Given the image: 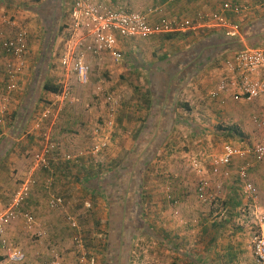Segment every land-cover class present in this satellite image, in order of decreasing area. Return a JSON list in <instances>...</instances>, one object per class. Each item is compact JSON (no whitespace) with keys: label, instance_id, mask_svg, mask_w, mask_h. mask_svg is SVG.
<instances>
[{"label":"rangeland","instance_id":"1","mask_svg":"<svg viewBox=\"0 0 264 264\" xmlns=\"http://www.w3.org/2000/svg\"><path fill=\"white\" fill-rule=\"evenodd\" d=\"M43 1L19 0L20 4L16 5L13 9L21 10V12L28 11L30 7L31 9L38 7ZM127 8L130 9L129 7ZM27 22H24V26L26 25L29 31L28 67H26L23 75L20 77L17 90L14 92H9L8 90L3 66L5 59L2 53L0 54V59L2 60L0 63V108H5L4 117L0 119V135H2L0 144H10L13 139L19 138L12 151L8 152L6 156V153L3 155L5 158H3L0 169V193H2L0 197V214L7 209L13 194L26 177L30 169L31 154L38 148L37 141H33V139L38 138L32 132L31 123L35 115L42 108V102L48 96V92L43 90V86L46 82L57 85L59 79L57 57L63 45L60 44L57 50L54 47L56 51L54 50L53 52V60H49V66H47L46 60L49 51L43 41V29L40 28V20L35 16H30ZM21 24L23 25V23ZM163 39H161V43L165 42V39ZM171 41L173 42V40ZM171 41L165 42L169 44L166 49L170 52L176 48L175 45H172ZM130 42H133V40ZM177 56V53H173L169 58L171 62L165 61L149 67L146 83L140 81V77L135 72L130 71L128 78L122 80L120 78L122 70L114 69L112 73L110 69H107L105 70L106 72H100V75L96 74L97 77L92 82V85L81 91L90 93L95 89L98 82H102L103 89L106 92L113 93L117 98L119 102L117 112L121 107H124L128 111L132 110L133 112L136 110L142 118H147L145 116L147 112L138 110L136 99L142 93L145 86V89L147 88L152 91V109L149 111L150 114L145 123V128L142 130V125L140 133L136 137H134L135 132L132 134L123 130L120 132V126H117L116 130H112L114 127L105 129V121L107 122L110 118V107L101 98L94 97L93 100L89 97L87 99V104H85L89 106L87 109L94 108V129L103 128L106 134L110 135L108 148L94 158V181L97 180V173H99L100 178L109 177L107 176L109 167L114 162L122 163L127 161L126 159L131 154L130 157H134V160L137 156H142V153L144 154L145 151L151 149L150 145L158 134L159 129V124H156L160 113L159 100L164 96V93H169L167 97L171 101L172 96L176 92L175 86L169 85L168 73H175L177 71L175 68V64L178 62ZM164 66H167V68L165 69ZM187 71L190 70L187 69ZM206 81H208V78ZM209 81L213 82L214 79L210 78ZM209 81L202 84L198 89L196 88V91L199 93L197 95L195 93V96L202 95L200 100L187 102L185 99H182L180 102L183 105L191 103L199 117H187L184 113L182 114V118L177 116L178 124L176 123L177 127L181 124H186L187 126L189 124L191 126V121H198L200 125H204L206 122V129L208 130L205 133L203 131L202 133L195 131L194 134L198 136L195 142L192 141V134L187 135L190 130L185 128L186 125H183L180 129L178 128L175 132L173 131V146L168 144L166 147H160L143 176L140 199L134 198L136 191L133 188V192L131 193L133 195L125 202L124 196L117 194V186L121 178H111L106 184L108 195L105 194L104 190L103 195L94 196L96 201H92L93 212H87L84 208L87 199L91 203L90 196L86 195H84L86 197H84L82 202H77L75 213L68 212L69 214H76V217L80 219L81 235L85 242H94V251L90 250L93 252L94 264H186L187 255L185 253H194L191 243L193 237L197 235V231H200V227L193 224L194 227L192 228L191 225L193 220L201 223L203 218L207 219L210 211V208H208L209 203L201 202L198 195L194 192L198 188L199 179L203 176L201 173L202 176L200 177L198 172L203 171L207 175L210 169L205 166L207 165L206 162L210 163L213 158L219 156L225 145L243 143L242 145H245L243 147L250 150L252 149V145L259 141L262 134V129L255 127L253 114L255 116L256 112L263 108L264 101L255 105H239L242 109L245 108L244 110L250 112L248 122L247 120L236 119V116H233V114L217 116L214 122L206 120L203 116L204 111L208 108L214 110L216 107L207 101L206 92L213 86V83H209ZM208 84L211 85V88L207 86ZM41 96L43 99H41ZM235 108L231 107L230 109L234 110ZM168 111L172 113V107L166 110V112ZM214 112L217 113V110H214ZM30 113L32 115L27 124L28 128L20 135L18 125L22 123V128L25 127L27 116ZM20 114L21 118L18 116ZM169 117V115L166 117L167 125L171 123ZM131 126L134 127V125ZM137 127L135 126V129ZM14 128L18 129L14 131L15 136L12 135ZM31 137L34 138L29 140ZM5 150L3 149V151ZM262 164H264V161ZM129 166L130 163L126 165V168ZM122 172L123 174L120 173V175H122L124 183H127V177H129L128 175L126 176L127 171ZM184 183L186 185L183 188L187 187L188 192H185L186 194L177 192L178 184ZM77 186L81 187L80 192L84 191L83 183ZM255 203L263 207L262 212L258 213L255 210L249 215L247 213L246 218L242 217L244 219L249 218L250 227L246 228V230L248 233V246L251 251L252 238L260 229V223L264 222V195L260 194ZM125 204L129 224L125 226L123 224L122 226V209ZM247 209L249 210V208ZM92 224H94V227L90 226ZM121 228H124L125 235L123 238L119 236ZM66 230V243L47 245L46 241H44L42 244H45L48 248L49 255L51 249L59 246L62 249L64 264H81V252L72 241L69 227ZM193 230L195 231L194 235L192 234ZM27 238L31 243H35L39 239V237L31 234L27 235ZM162 240H165V243ZM90 244L88 242L87 247H90ZM194 248L196 249V247ZM26 255L30 262L52 261L51 257L40 261L36 256L33 258V254H29L27 251Z\"/></svg>","mask_w":264,"mask_h":264},{"label":"crops","instance_id":"2","mask_svg":"<svg viewBox=\"0 0 264 264\" xmlns=\"http://www.w3.org/2000/svg\"><path fill=\"white\" fill-rule=\"evenodd\" d=\"M60 1L62 5L59 12V26L57 27L55 34L50 41L51 51L50 49H47L49 51L47 59L49 57L51 61L54 57V47H56L57 50V47H59L60 44L63 45L64 43L65 25L69 20V0ZM113 1L117 4H122L126 7H129L133 11L149 14L151 24H157L161 18L192 23L195 21L199 13L211 15L213 13L219 12L225 3H232L244 7V10L241 14L236 16L228 15L234 23L240 26V34L236 38L228 36L226 31L220 28H200L197 30L180 31L176 33H181L185 35V37L172 39L173 42L170 40L172 45L176 46L174 50H171L172 52L166 49L169 44L165 42H170L167 41V34H157L150 38H135L132 39L133 42H130L132 40H124L121 43V48L124 53V61L119 70H122V76H120L122 80L127 79L128 75L130 74L129 72L132 71L135 72L138 77H140V81L146 83L147 71L149 67L152 65H157L158 63L161 64V62H163V58L167 59L166 62H171L169 59L171 55L173 53L178 54V62L175 64L177 71L175 73H168L169 85L172 84V86H175L177 93L173 95L171 101H169V98L167 97L169 93H164V96L159 100L160 113L156 120V124H161V127L163 122L166 123V117L168 115L172 116L169 133V136H171H168L169 138L165 139L164 144L162 145L164 147H166L168 144L173 146V131L175 132V130H178V128L180 129V127L186 125L181 124L180 126L176 127V123L178 124L177 116L182 118V114L185 113L187 117H199L191 103H189L190 105L188 103L186 104L189 106V110H187L180 102L182 99H185L187 102L200 100L202 95L195 96V93L196 95L199 93L196 91V88L198 89L202 84L207 83L210 78L214 79L213 82H211L212 80L209 81V83H213V86L211 88L210 84L207 85L211 89H208L206 92V97L208 103L217 107L214 109L217 110V113H215L213 109L208 108L204 111L203 115L206 120H212V122H214V119L217 116H227L233 114V116H236V119L247 120V122L249 121L250 112L248 110H244L245 108L242 109L240 106L260 104V102L264 101V98L258 102L249 104L245 102H234L231 98L212 101L208 98V94L210 90H212L219 82L224 70L223 63L225 59L237 52L236 50L239 49L238 47H264V0H175L171 2L169 0ZM19 4V0H0V18L6 16L15 19L20 25L23 23L22 26H24V22L28 23L27 21L29 20L30 16H35L38 18V14L33 11L38 7H33L32 9L30 7L28 11L23 10L24 12L13 9ZM156 8H159L161 12L158 14H153L152 11ZM39 20L41 25L40 28L43 29L44 34L45 27L42 26L41 19ZM24 27L27 28L26 25ZM12 34L13 30L6 26L0 25V54L2 53L5 59L3 64L4 68L7 62V56L2 51V43L6 37H10ZM163 38L165 39V42L161 43V39ZM233 45L234 48L232 49ZM1 61L2 60L0 59V63ZM46 65L49 66V62ZM166 68L167 66L165 69ZM162 69L164 68L162 67ZM187 69L190 71H187ZM113 70L114 69H111L112 73ZM207 78L208 81H206ZM145 87L143 88L142 93H140L136 99V107L140 111L142 110L147 112V115L145 116L148 118L150 114L149 111L152 109L153 100L151 96H149L150 90L147 88L145 89ZM83 90L85 89L78 88L75 103L71 106H67L60 114L57 125L54 129V133L59 141L61 150L64 152L76 151L78 150L77 148L81 149L89 145L94 137V108L90 107L91 109H87L89 106L85 104H87L86 101L89 97L94 100V97L96 96L93 94L94 91L90 93L81 92ZM41 99H43L42 96ZM79 101L81 104H79ZM148 102L151 103L150 107L147 105ZM171 107L172 113L169 111V113L166 112V110ZM231 107L236 108L231 110ZM260 111L261 110L259 109L255 116L253 114L254 124L257 129L259 128V124L257 123L256 119ZM139 114L136 112V110L132 112V110L128 111L125 110L124 107H121L114 115V125L112 126V128H114L112 130H116V127L120 126V132L121 130L128 132L129 134L135 132L134 137H136L140 133L141 126L143 125V130L146 126L145 123L147 122V118H142L139 116ZM31 115V113L28 115L29 117H27L25 127L22 128V123L18 125L20 128V135L28 128L27 124L29 123V118H31ZM18 116L21 118V114ZM131 125H134V127ZM135 126L138 127L135 129ZM185 128L191 131H189L187 135L192 134V141L194 142L198 139V136L194 134L195 131L197 133H202V131L205 133L208 130L206 129V122L204 125H200L198 121H191V126L188 124V126L186 125ZM15 129L16 128L12 130L13 136H15ZM1 136L2 135H0V138ZM33 138L31 137L29 140H32ZM18 139L19 138H16L15 140L13 139L10 144H0V169L3 158H5L8 152L12 151ZM34 140L38 143V139H33V141ZM238 144L239 143H230L225 145L222 148L223 150L219 156L223 154L226 146H232L235 149L242 151L244 153L243 156L235 157L229 166L219 167V171L217 173L214 172V158L210 163L206 162L207 165L205 166L210 169L206 175L210 181V201L208 202V208H210V211L208 218H203L201 223L195 222V220H193L191 227L193 228L194 225H198V227H200V231H197V235H195L192 239L191 244L193 245L194 253H185V255H187L186 264H257L254 255L248 246L249 241L247 239L248 233L246 228L250 227L249 218H244H246L247 213L249 215L255 210L258 213H261L263 207H260V205L255 203L256 201L247 199V196L244 193V186L239 178V170L242 166H247L249 180L258 188L259 193L264 195V164H262L263 162L256 161L252 153L256 143L252 145V149L250 150L246 147L244 148L243 146L245 145H242L243 143H240L239 145ZM3 149L6 150L3 151ZM4 154L5 156H3ZM200 165L202 166L201 163ZM198 174L200 177L202 176L200 171ZM38 176L40 178L39 183L32 189L23 206V211L31 213L36 218L37 224L32 230L27 229L23 219H19L18 221L10 224L7 227L6 233L4 235V240L7 242L8 248H4L0 244V258L2 259V257H5L6 253L8 252L7 250H21L25 253L27 251V253L33 254L32 257L34 258L36 256L40 261H44L49 257L53 259L55 255H59L62 263L64 264L62 249H60L59 246H57L58 249H51V253L49 255L48 248L42 243H44V241H46L45 243L47 245H61L62 242L66 243L65 232H67L66 229L69 227L66 215L69 214V211L75 213L77 202H82L84 197L90 196L91 198V203L88 201V199L86 201L87 203H85L84 208L86 211H94L92 201H96V199H93V197L100 194L99 191L96 192L94 190V161L91 162L85 159L77 167L71 166L70 164L58 166L55 182L53 185V191L66 200L67 205L65 211H52L49 209V193L44 185L46 175L39 172ZM80 183L84 184L83 192L85 194L82 191L80 192L81 187L79 188L77 186ZM185 185L186 183L178 184L177 192L183 194L185 192L187 193V187H185V189L183 188ZM194 192L197 195L196 189ZM1 194L2 193H0V197ZM97 200H99V198H97ZM89 205L90 208L88 207ZM214 208L216 209L214 210ZM247 208H249L250 211ZM74 216L77 215L75 214ZM79 220L80 219H78V221ZM90 226L94 227V224ZM69 229L72 235V241L74 243V237L76 236L77 232L71 230L70 227ZM194 232L195 231L193 230V235ZM29 234L35 235L39 237V239L36 240L35 243H31L27 238V235ZM83 242L87 258L89 260H95L94 257H92L93 252L90 251H94V242H85L84 239ZM88 242L91 243L90 247H87ZM77 247L81 252V263V258L84 254L83 248H80L79 246ZM194 247H196V249Z\"/></svg>","mask_w":264,"mask_h":264},{"label":"built area","instance_id":"3","mask_svg":"<svg viewBox=\"0 0 264 264\" xmlns=\"http://www.w3.org/2000/svg\"><path fill=\"white\" fill-rule=\"evenodd\" d=\"M243 10L244 7L240 5L225 3L219 12L211 15L199 13L192 23L161 18L157 24H151L149 14L130 10L113 0H69V20L65 25V40L57 57L59 71L57 85L60 89L56 93H48L45 101L42 102V108L33 118L32 132L38 138V148L31 154L30 169L26 177L13 194L7 209L0 214V244L8 248L4 240L6 229L19 219L25 221L28 230L35 228L36 218L31 213L24 212L23 206L32 189L39 183V172L46 175L44 185L49 193V209L65 211L66 200L53 191L58 166L70 164L77 167L85 159L93 162L95 157L108 148L110 135L106 134L105 129L114 125V115L119 103L113 93L103 89L102 82H98L93 94L110 107V118L105 121V129H94V137L89 145L76 151L64 152L61 150L54 129L60 114L67 106L75 103L78 88L90 87L100 72L121 67L124 61L121 43L124 40L150 38L157 34L200 28L224 29L228 36L236 38L241 29L229 16L239 15ZM160 12L159 8L152 11L153 14ZM0 25L13 30V34L3 41L2 51L7 56L4 68L7 87L9 92H14L27 67L29 33L18 21L6 16L0 18ZM223 69L219 82L208 94L210 100L231 98L234 102L251 104L264 98V47H248L235 52L225 59ZM4 114L5 108L2 107L0 119ZM256 121L262 129V134L252 153L256 161L263 162L264 106ZM243 154L232 146H226L223 154L214 158V172L217 173L219 167L229 166L235 157H242ZM200 173L203 176L198 183L197 195L201 202L208 203L210 181L203 171ZM239 178L247 199L257 201L260 193L249 180L247 166L240 168ZM88 207L90 208V205ZM67 220L71 230L77 232L74 243L83 248L81 264H94L95 260H89L85 254L78 218L67 214ZM251 249L257 264H264V222L260 223V229L252 238ZM7 251L5 257L0 258V264H63L59 255H55L51 262H30L24 251Z\"/></svg>","mask_w":264,"mask_h":264},{"label":"trees","instance_id":"4","mask_svg":"<svg viewBox=\"0 0 264 264\" xmlns=\"http://www.w3.org/2000/svg\"><path fill=\"white\" fill-rule=\"evenodd\" d=\"M183 38L185 37V35L181 34V33H170L166 35V38L168 40H172V39H176V38ZM226 39V38H224ZM46 46L48 47V49H50L51 51V47H50V43H46ZM234 48V45L232 46V49ZM239 49H237L236 51H240L245 49L246 47L243 46L242 48L238 47ZM49 57L46 61V64L49 62ZM163 62L167 61L166 58L162 59ZM162 68V67H160ZM60 89V87L58 85H54L52 83L46 82L43 86V90L45 92L48 93H56L58 92ZM177 93V90L174 94ZM149 96H152V91H149ZM173 97V96H172ZM148 107H150L151 103L148 102L147 103ZM153 106V103H152ZM184 108H186L187 110H189V106L184 104L183 105ZM29 117V116H27ZM172 120V116L169 117ZM27 120V119H26ZM167 121V120H166ZM161 125V124H160ZM159 125V129H158V134L156 135L155 139L152 141V144L150 145L151 149L147 150L144 152V154L142 153V156H135L136 158L133 160L134 157H130L131 155H129V157L126 159L127 161H124L122 163L120 162H114V164L112 166L109 167V171H108V175L109 177H105V178H100L99 173H97V180L94 181V190L96 192H100L99 195H103V191L105 190V194H107L108 192V188L106 186L107 182L109 179L113 178V179H120V183L117 186V194H122L124 196L125 202L126 200H129L130 197L133 195H131V193L133 192V188L135 189L136 193L134 194V198L135 199H140V196L142 195V187H143V176L146 173V171L148 170L151 161L155 158L158 150L160 149V147H162V145L164 144V141L166 138H168L169 133H170V124H166L165 122H163L162 126L160 127ZM128 163H130V166L128 168L123 167V164L127 165ZM135 166V167H134ZM131 168V169H130ZM131 170L132 173L130 172ZM122 171H127L126 172V176L128 175L129 177L128 180L126 181L127 183H124L123 181V177L121 174H123ZM104 186V187H103ZM127 186V187H126ZM131 191V192H130ZM138 194V195H137ZM104 195V196H106ZM137 195V196H136ZM98 196V195H97ZM95 198V197H94ZM122 214H123V220H122V226L124 224V226L126 224H129V222L127 221V209H126V204L124 205V208L122 209ZM128 226V225H127ZM124 230V228H121L120 232H119V236L122 237V231ZM125 234H123L124 236ZM163 243H165V240H162Z\"/></svg>","mask_w":264,"mask_h":264},{"label":"flooded vegetation","instance_id":"5","mask_svg":"<svg viewBox=\"0 0 264 264\" xmlns=\"http://www.w3.org/2000/svg\"><path fill=\"white\" fill-rule=\"evenodd\" d=\"M61 5L62 4L60 0H44V2L40 4L37 9L33 10L35 11L36 14H38V18L41 19L42 26L45 27V33L43 34V41L45 42V44L50 43L51 39L55 34L57 27L59 26L58 25L60 19L59 12ZM125 166L126 165L123 164L124 168ZM132 171L133 170H131L130 172L132 173ZM123 234H124V230L122 231V238H123Z\"/></svg>","mask_w":264,"mask_h":264}]
</instances>
